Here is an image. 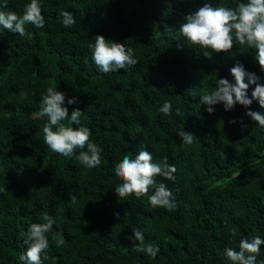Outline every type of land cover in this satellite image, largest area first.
<instances>
[{"label": "trees", "instance_id": "16d2710c", "mask_svg": "<svg viewBox=\"0 0 264 264\" xmlns=\"http://www.w3.org/2000/svg\"><path fill=\"white\" fill-rule=\"evenodd\" d=\"M30 2L6 0L4 7L0 0V11L19 15ZM206 2L235 7L246 0H39L43 28L26 25L21 36L0 27V264H26L25 233L44 223L45 213L55 223L45 234L43 264H230L226 248L264 239V127L239 104L231 111L217 104L209 114L200 103L218 79L232 81L237 63L261 83L264 73L246 45L209 59L203 53L210 49L177 35L184 16ZM61 11L73 15L71 27L63 26ZM96 35L131 47L138 63L102 73L89 48ZM50 86L65 94L69 115L82 111L81 125L102 149L98 167L87 169L44 143L47 117L37 113ZM73 96L78 103L68 105ZM165 101L171 115L158 111ZM250 108L264 113L256 101ZM181 130L194 135L191 145L176 134ZM141 149L153 162L175 165L174 181L156 178L172 191L174 210L152 208L147 196H116L115 164ZM132 229L159 247L155 259L136 251L139 242L127 239Z\"/></svg>", "mask_w": 264, "mask_h": 264}, {"label": "clouds", "instance_id": "9594fccd", "mask_svg": "<svg viewBox=\"0 0 264 264\" xmlns=\"http://www.w3.org/2000/svg\"><path fill=\"white\" fill-rule=\"evenodd\" d=\"M7 7V3L3 5ZM62 24L65 28L71 27L74 23L73 15L68 11H61ZM26 25L36 28L45 26V19L41 13L39 0H31L23 8L22 14L16 12L0 11V27L9 32L26 35ZM178 36L183 37L189 46H199L202 49H210L203 54L211 59L213 53H228L234 45H246L254 50L253 60L259 65L264 73V0H246L239 2L235 7L223 5L213 6L211 3H204L194 12H189L179 24ZM92 52V60L102 73L114 72L119 69L134 66L138 60L134 58V49L126 47L123 43L113 40H106L101 35L95 36L93 44L89 45ZM232 81L227 78H220L216 81L214 91L204 93L200 96V103L207 105L206 111L211 114L213 106L223 104L225 111H231L237 104L249 109L246 116L259 126L264 127V113L251 110L253 101L258 102L260 108L264 109V83L255 73L248 72L244 66L237 63L230 69ZM250 85H254L251 98L248 95ZM78 103V97L73 96L67 100L68 105ZM164 115H171L172 103L165 101L158 109ZM180 115L179 108L175 110ZM38 118L47 117L43 125L42 133L44 143L48 148L64 157L76 156L77 161L87 169L98 167L101 164L102 149L94 142H91V131L82 126L80 117L82 111L75 108L69 115L65 106V94L55 87H48L42 94ZM70 120V124L78 127L66 126L63 121ZM230 124H236V120H230ZM242 128L249 125L240 122ZM55 129V130H53ZM183 143L191 145L194 135L183 130L176 133ZM79 154L76 155V150ZM177 171L175 165H170L167 159L160 162H153L151 152L141 149L138 155L125 154L123 159L115 164V176L121 181L114 189L116 196L124 199L134 195L139 199L147 196L152 208H164L172 211L175 208L173 193L163 182H157V177L174 181V173ZM150 189L151 194H149ZM76 202V197H71ZM119 215L118 213L116 214ZM44 223H33L28 227L25 243L28 245L26 253L20 259L26 264H43L48 259L46 250L49 248V240L46 233L51 232L54 218L45 213L42 216ZM133 235L127 237L134 243L136 251L145 253L148 257L155 259L160 249L152 243L144 244V235L139 229L131 230ZM264 239L254 236L251 239L242 238L239 241V251L233 248H226L224 255L230 264H257V257L260 254L261 245ZM57 246H61L57 242ZM259 264H264L260 261Z\"/></svg>", "mask_w": 264, "mask_h": 264}]
</instances>
